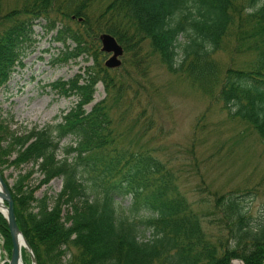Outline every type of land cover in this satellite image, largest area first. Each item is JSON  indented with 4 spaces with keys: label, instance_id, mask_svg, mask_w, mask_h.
I'll use <instances>...</instances> for the list:
<instances>
[{
    "label": "trees",
    "instance_id": "1",
    "mask_svg": "<svg viewBox=\"0 0 264 264\" xmlns=\"http://www.w3.org/2000/svg\"><path fill=\"white\" fill-rule=\"evenodd\" d=\"M40 19L66 47L53 64L82 55L93 63L52 83L60 95L78 98L60 122L19 135L0 117L3 176L15 153L10 164L38 166L40 185L63 179L55 198H36L35 187L24 189L23 176L11 186L17 222L37 264H264V221H254L237 192L216 194L205 212L188 198L179 169L156 155L155 146L141 144L156 121L135 88L142 82L129 69L107 68L99 48L100 33H111L132 51L130 67L142 75L149 53L158 55L264 143V0H26L4 14L0 1V84L36 43ZM145 46L151 51L143 57ZM100 82L106 96L87 110ZM68 136L75 142L63 146ZM0 233L10 255L1 213ZM71 247L78 253L64 263Z\"/></svg>",
    "mask_w": 264,
    "mask_h": 264
},
{
    "label": "rangeland",
    "instance_id": "2",
    "mask_svg": "<svg viewBox=\"0 0 264 264\" xmlns=\"http://www.w3.org/2000/svg\"><path fill=\"white\" fill-rule=\"evenodd\" d=\"M0 1L4 14L10 9L22 7L26 0ZM46 24L45 19L36 21L33 35L36 43L24 51L22 64H17L9 79L0 84V117L10 131L19 135L60 122L61 116L77 103L78 98L60 95L52 88V83L73 78L82 73L86 65L93 63L92 58L87 59L88 55H82L66 63L53 64L52 59L66 47L63 42L53 39L57 29L49 30ZM69 24L77 27L74 22ZM57 26L61 27V24ZM3 28L1 25L0 30ZM100 35L99 48H102ZM66 44H70V48L75 46L71 39ZM150 51L145 46L139 54L144 57ZM132 54V51L124 49L122 65L114 69L117 73L129 69L142 82L135 84V88H138L142 103L149 104V113L156 119L155 127L141 144L155 146L158 150L156 155L179 169L182 189L204 212L210 209L216 194L237 192L240 194L239 201L250 211L254 221L263 222L264 143L259 134L252 126L230 117L220 100L202 92L179 74L170 72L158 55L150 57L149 53L147 62L143 63L145 75L136 73L130 67ZM109 57L110 54L103 52L104 63ZM219 57L223 61L228 60L226 53ZM105 96L104 85L100 82L94 94L95 100L86 109L90 110ZM74 142V138L68 136L61 144L67 146ZM15 156V153L11 154L8 160H13ZM61 157L62 152L59 153ZM9 161L3 169L10 187L23 176L24 189L35 187L36 198L45 195L55 198L63 189L61 177L40 185L43 176L37 171L38 166L33 163L15 166ZM121 202L126 206L130 199ZM146 234L149 235V231ZM5 245L0 233L1 262L10 259ZM77 253L76 248H69L63 262L68 263ZM23 260L25 264H33L32 258L31 261Z\"/></svg>",
    "mask_w": 264,
    "mask_h": 264
},
{
    "label": "water",
    "instance_id": "3",
    "mask_svg": "<svg viewBox=\"0 0 264 264\" xmlns=\"http://www.w3.org/2000/svg\"><path fill=\"white\" fill-rule=\"evenodd\" d=\"M100 41L102 43L101 50L107 54H110V57L106 60L105 66L107 68H118L122 65L121 56L124 54L123 46L118 42L115 36L110 33H102L100 35ZM0 197L3 200V207L6 209V212L0 211L1 214L6 218L10 230L11 240H12V249L10 259H6L1 262V264H19L23 255L22 247L20 245L19 239L22 237L24 239V249L31 254L33 264H37L33 250L21 231L14 208V199L13 194L8 184L7 180L0 171ZM232 264H243L240 260H234Z\"/></svg>",
    "mask_w": 264,
    "mask_h": 264
},
{
    "label": "bare ground",
    "instance_id": "4",
    "mask_svg": "<svg viewBox=\"0 0 264 264\" xmlns=\"http://www.w3.org/2000/svg\"><path fill=\"white\" fill-rule=\"evenodd\" d=\"M3 120V119H2ZM0 211H4V212H6V209L3 207V200H2V198L0 197ZM19 242H20V245H21V247H22V249H23V245H24V239L22 238V237H20V239H19ZM32 248V247H31ZM24 250V249H23ZM24 253V252H23ZM24 254H23V257H22V259H21V261H20V263L19 264H25L24 263ZM1 259H2V253H1V250H0V262H1Z\"/></svg>",
    "mask_w": 264,
    "mask_h": 264
}]
</instances>
